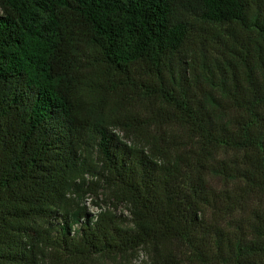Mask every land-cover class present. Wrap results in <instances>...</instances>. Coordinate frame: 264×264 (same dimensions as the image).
Masks as SVG:
<instances>
[{
  "label": "trees",
  "instance_id": "16d2710c",
  "mask_svg": "<svg viewBox=\"0 0 264 264\" xmlns=\"http://www.w3.org/2000/svg\"><path fill=\"white\" fill-rule=\"evenodd\" d=\"M74 261L264 264V0H0V264Z\"/></svg>",
  "mask_w": 264,
  "mask_h": 264
},
{
  "label": "rangeland",
  "instance_id": "374dc122",
  "mask_svg": "<svg viewBox=\"0 0 264 264\" xmlns=\"http://www.w3.org/2000/svg\"><path fill=\"white\" fill-rule=\"evenodd\" d=\"M84 202L86 204V206L88 207V209L91 212H96L100 209V206H102L103 208H111L113 209L116 213H123V214H127V210L123 205H118L115 209L113 208V202L108 200L107 195H104L103 193L99 192L98 195H94V194H87L85 196ZM145 256L139 252L136 256V260L137 261H141L142 259H144ZM67 264H82L79 261H74L72 263H67ZM86 264H92L91 262H87Z\"/></svg>",
  "mask_w": 264,
  "mask_h": 264
}]
</instances>
